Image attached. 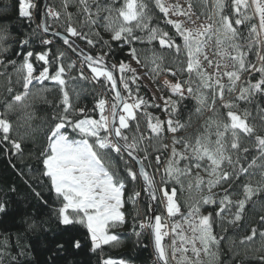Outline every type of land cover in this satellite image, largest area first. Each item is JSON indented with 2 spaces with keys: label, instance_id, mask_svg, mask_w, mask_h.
Returning <instances> with one entry per match:
<instances>
[{
  "label": "snow or ice",
  "instance_id": "snow-or-ice-1",
  "mask_svg": "<svg viewBox=\"0 0 264 264\" xmlns=\"http://www.w3.org/2000/svg\"><path fill=\"white\" fill-rule=\"evenodd\" d=\"M199 3L207 8L209 0ZM71 7L76 11H69ZM228 7L225 0H212L210 13L202 12L204 22L197 23L201 16L193 19L196 14L192 0L186 8L178 3L166 5L164 0H61V10L44 5L43 22L15 41V50L6 46L9 34L0 29V68L4 69L0 76H6L10 85L8 67L22 74L17 81L22 91L12 95L13 89L8 87L12 99L0 112V149L8 154L9 161L22 157L24 146L12 138L13 123L8 114L23 106L37 86L49 91L44 85L51 82L60 93L37 167L17 171L22 179L27 177L20 200L25 232L51 254L46 264H61L65 254L82 247L76 236L78 226L86 228L90 250L96 252L102 245L120 244L121 235L113 230L127 223L131 224L130 235L136 243L145 235L149 237L155 264H205L202 256L208 257L211 264L223 239L214 234L213 224L219 220L222 231H226L224 224L238 226L248 202L264 192V137L255 136L258 155L247 166L242 164V160L247 161L244 154L248 148H241V134L253 136L255 129L248 123L251 112L233 111L237 102L252 104L257 95L264 97V0H232L235 18L225 13ZM36 8L32 0H20L19 16L30 23ZM152 8L163 14L171 35L159 27V21L153 26ZM254 16H258V26L251 25L247 42L240 43L238 26ZM99 29L110 33V39H103ZM49 33L52 38H46ZM55 38L66 46L64 50L53 51ZM125 48L154 79L161 74L176 77L177 71L188 78L175 83L165 78L161 86L171 95L162 97L163 104L155 103L154 94L149 99L142 92L147 86L131 63L113 62L115 53ZM164 50L172 57L171 66L164 63ZM145 51L151 55H141ZM250 52H254L257 63L248 59ZM13 57L21 63L17 65ZM172 66L177 70L173 71ZM52 68L54 71H50ZM74 70L75 76L71 75ZM253 72L260 74L257 81L249 79L246 84H238L242 74L250 77ZM77 81L92 86L93 107L87 111L77 106L83 102L81 96L89 94L87 89L77 90ZM226 93L234 94L235 100L225 102ZM189 97L196 101L197 114L208 110L218 116V100L220 107L227 109L226 121H206L205 131L194 141L190 135L176 136L187 130L191 117L185 123L174 119L183 100ZM149 109L161 110L168 119L160 120ZM256 111L264 123V108L257 104ZM165 128L173 134V146L162 163L158 153L169 147L163 143ZM177 143L184 145V152L176 149ZM202 162L207 179L198 171L193 175ZM10 166L16 169V165ZM257 170L261 179L253 185L251 178ZM33 171L34 175L29 174ZM177 186L180 194L189 193L183 201L186 212H181ZM217 188L220 194L214 191ZM237 190L242 198L233 200ZM7 191L19 195L15 186ZM5 195L0 189V196ZM142 200L146 206L143 213L138 207ZM126 203L132 205L134 215L126 216ZM7 205L6 200H0V213L7 212ZM205 206L215 207L205 215L201 213ZM158 210L164 215L155 214ZM228 215L232 218L226 219ZM177 216L180 220L175 219ZM49 224H54L55 230ZM260 224L264 225V216ZM257 235L264 239V231L253 227L241 243L251 242ZM12 250L16 255L11 254ZM32 251V245L20 244V237H6L0 242V264H5L6 257L9 264H28ZM256 259L264 264V255ZM103 264L128 262L109 258Z\"/></svg>",
  "mask_w": 264,
  "mask_h": 264
},
{
  "label": "trees",
  "instance_id": "trees-1",
  "mask_svg": "<svg viewBox=\"0 0 264 264\" xmlns=\"http://www.w3.org/2000/svg\"><path fill=\"white\" fill-rule=\"evenodd\" d=\"M33 3L37 5L36 9H33V19L29 23L26 19L19 16V6L20 0H0V29H4L9 34V39L6 42V46L10 45L13 50L16 49L17 45L15 41L23 38L24 33H31L32 29L36 28L38 24L42 23L43 20V6L45 0H32ZM193 6L198 13H210L212 8V0H209L208 7L205 8L202 4L199 3V0H192ZM225 3L229 6L225 9V13L233 16L235 18L234 10H231L232 0H225ZM46 4H49L51 7L56 10H61V0H46ZM151 8V4L149 5ZM69 11L75 12V7L69 8ZM248 14L251 15V9H248ZM151 15L153 16L152 24L156 26L157 21H159V27L165 31H169V34H172V29L170 26H165L163 20V14L159 13L158 9L152 8ZM61 17V21L63 20ZM51 24L52 21L49 20ZM251 25H256L255 18L253 17L250 21L238 26V30L241 33L240 43H246L248 39V31ZM75 26V25H74ZM103 39H110V33L99 29ZM46 38H52L51 34H46ZM115 47V45H113ZM141 47V46H138ZM53 51L56 49L64 50L66 46L62 45V41L59 38L54 39V44L52 45ZM40 50V49H37ZM157 51H160L157 49ZM164 55L165 65H169V61L172 59L171 55L167 53V50H164L162 53ZM262 54H264V48H262ZM71 55V53H69ZM141 55H151V52H143ZM130 56L127 53V48L122 52L117 51L113 57V62H119L120 60L127 61ZM16 59L17 65L21 63L20 59ZM72 59H76L75 56ZM248 59L252 63H257L256 56L254 52H250ZM39 63V62H34ZM171 66V65H169ZM173 71L177 70V66H172ZM4 69L0 68V72ZM54 71V68L50 69ZM7 73L11 76V84L8 83V78L6 76H0V112L4 111L5 104L10 102L12 95L22 91L20 83H17L21 79L22 74L17 73L11 66L7 68ZM88 70L85 69V75H88ZM71 75H77V72L74 70ZM176 78L183 82L188 77L186 74H181L177 71ZM260 78L258 72H253L249 77L246 73L241 75V82L238 84H246L250 79L252 82L257 81ZM156 81L158 79H155ZM226 82V81H225ZM146 88H142V92L149 99L153 97V92L149 84L145 83ZM161 90L164 93H167V89L161 86ZM71 86V84H70ZM11 87L13 89L12 95L7 91V88ZM75 87L77 90L87 89L88 95H82V103H78V107H85L86 111L93 107V100L91 96L92 86L85 81L75 82ZM44 88L49 89V91H41L40 86L33 89L30 96L25 100L23 106H17L14 111L8 114V118L13 123V131L11 133L12 138L20 140L24 146V155L19 158H12L9 161L8 154L0 149V189H2L7 195L0 196V200H6L8 202L7 212L0 213V242H2L6 237H20V244H29L33 246V251L28 257V264H46L47 257L51 255L47 252L43 246L37 245L34 242L32 235L25 232L26 225L23 223V208L21 207L20 200L22 199L23 193L25 191L24 179H27L25 176L23 179L17 174L18 170H23L28 172L29 169H35L38 163L39 151L45 143V137L47 129L51 123V116L55 105L59 103V91L56 86L47 82L44 85ZM97 91H100L97 89ZM71 95V93H70ZM155 97V96H154ZM175 99V96H174ZM234 94L226 93L224 97L225 102L234 101ZM155 103L156 100H155ZM238 106L233 109L237 113L241 114L247 109L252 113L251 117L248 118V123L255 129L253 136H245L241 134V148H248V152L244 155L247 156V161L242 160L241 163L247 166V163L251 161L254 156L258 155V149L255 146V136L264 137V123L261 122L260 117L257 115L256 106L257 104L264 108V97L259 95L256 96L254 103L246 104L244 102H237ZM195 99L189 97L183 100L179 115L174 117L178 119L181 123L189 121L191 117L190 126L187 130H181L176 134L177 137L194 136L205 131L204 125L205 122L210 119H223L226 121V112L227 109L220 107V101H217V110L218 116H213V113L208 110H204L201 114L195 112L196 108ZM153 115L159 117L160 120L168 119L166 113L162 112L159 109H149ZM98 118V113L94 114ZM169 139H172V136L169 135L167 128L164 131L163 143L168 145ZM161 155L162 163L166 160L169 154V147L167 150L158 153ZM183 163V162H181ZM16 165V169H13L10 165ZM27 166V167H25ZM29 174L34 175L35 172H30ZM243 179V178H242ZM253 185L261 179L259 171L252 178ZM45 185H47V180H45ZM10 186H15L18 190L19 195L12 194L8 192ZM46 190V188H45ZM139 190V189H137ZM216 193L220 194L221 190L219 188L215 189ZM177 191L179 199L181 201V210L185 211L186 208L183 205V201L188 197L189 193L187 191L180 194L179 186H177ZM127 195V193H126ZM195 195V193H193ZM47 199V196L45 197ZM219 198V195L217 196ZM242 195L239 190L236 191V194L232 196L233 200L241 199ZM139 210L143 213L145 211V204L143 200L139 203ZM215 206H205L203 207L202 214H208L213 212ZM125 213L128 216L129 213L132 215L135 214L131 204L125 205ZM34 211V209H33ZM206 211V212H205ZM158 214L161 212L158 210ZM152 213L149 212L148 215ZM264 216V192L260 193L258 196L253 197L251 201L248 202L244 209V215L239 222L238 226H232L224 224L226 231L221 230V222L217 220L213 224V231L217 237H223L219 243V251L217 253V258L211 261V264H258L256 257L264 255V239L259 235L251 241L246 243H241V240L251 234V229L253 227L257 228L258 231H264V225L260 224V217ZM230 215L226 216V219H231ZM48 227L55 230L54 224H49ZM117 234L121 235V243L115 246L112 245H102L101 249H98L96 252H92L91 242L89 239V234L85 227L78 226V231L76 232L77 238L81 241L82 247L79 250H70L62 258L61 264H103V261L106 259H128L136 264H153V247L151 241L147 235L141 237V242L136 243V238L131 236V224L127 223L119 229L113 230ZM12 255H16V251H11ZM205 264H209L208 257H201ZM5 264H9V258H5Z\"/></svg>",
  "mask_w": 264,
  "mask_h": 264
},
{
  "label": "rangeland",
  "instance_id": "rangeland-1",
  "mask_svg": "<svg viewBox=\"0 0 264 264\" xmlns=\"http://www.w3.org/2000/svg\"><path fill=\"white\" fill-rule=\"evenodd\" d=\"M188 27H190V26H188ZM125 62H129V63H131L132 67L135 68V69L137 70L138 74L142 77V79L144 80V82L147 83V84H149V86H150L152 92L154 93V96H155V100H156V102H157L158 104H163V99H162V97H167V96L171 95V93L169 92V90H168L167 88H166V89H167V93H164V92L161 90V87H160V83L162 84V82L160 81V79H164V78H163V75H167V74H161L160 77L158 78V80L156 81V80L152 77L151 73L149 72V69H148L147 67H143V66H141V65H138L134 60H132L131 56H130V57L128 58V60L125 61ZM105 98H106V97H105ZM173 99H174V96H173ZM237 114H239V113H237ZM218 119H219V118H218ZM166 120H167V118H166ZM199 134H201V133H199ZM199 134L194 135V136H191V138L193 139V141H194L195 137L198 136ZM169 135L172 136L173 134H171V133L169 132ZM212 139H213V140L215 139V136H214V135L212 136ZM168 146H169V152H171V148H172V146H173V141H172V139H169ZM175 147H176V149H177L178 151H180V152H184V151H185V149H184V145L181 144V143H177V144L175 145ZM180 166L183 167V163H181ZM204 168H205V163L202 162V164H201V168H200L199 170H194L193 175H195V174H196V171H198V172H199V175H200L201 177H204L205 179H207V178H208V174H207V172L204 170ZM219 190H220V189H219ZM215 192H217V190H216ZM205 194H206V193H205ZM202 210H203V209H202ZM203 211H204V210H203ZM205 212H206V211H205ZM123 260L127 261L128 264H136L135 262H132V261H130V260H128V259H125V258H123Z\"/></svg>",
  "mask_w": 264,
  "mask_h": 264
},
{
  "label": "built area",
  "instance_id": "built-area-1",
  "mask_svg": "<svg viewBox=\"0 0 264 264\" xmlns=\"http://www.w3.org/2000/svg\"><path fill=\"white\" fill-rule=\"evenodd\" d=\"M164 2H165V4L166 5H174V4H179V5H181L182 7H184V8H186L187 7V4H188V0H164ZM249 2H251V0H249ZM193 11L195 12V16H193V19H195L196 18V16H201V14L200 13H198L197 12V10H195V8H194V6H193ZM173 19H179V20H185V17H182V16H180V17H175V16H173L172 17ZM200 22H204V16H201V19H200V21H198L197 23H200ZM255 23H257V26H258V23H259V21H258V16H255ZM185 26H190V27H195L196 25H192V24H186ZM214 51V50H213ZM209 58H212V54L210 53V57ZM170 77H171V74H167V75H163V78L165 79H169L170 80ZM164 79H161V81L163 82V80ZM183 211V210H182ZM183 212H186V210L185 211H183ZM176 220H179V219H176ZM165 243L167 244V243H169V241L167 240V238H166V240H165ZM154 257V256H153ZM155 260H156V257H154L153 258V264H155Z\"/></svg>",
  "mask_w": 264,
  "mask_h": 264
},
{
  "label": "bare ground",
  "instance_id": "bare-ground-1",
  "mask_svg": "<svg viewBox=\"0 0 264 264\" xmlns=\"http://www.w3.org/2000/svg\"><path fill=\"white\" fill-rule=\"evenodd\" d=\"M168 81H170L171 83H175V82H177V81H179L176 77H173L172 75H171V77H170V80L169 79H167ZM160 81H161V79H160ZM162 82V81H161ZM181 82V81H180ZM186 87V86H185ZM106 99H107V97H106ZM169 154H170V152H169ZM157 179H159V176L157 175V177H156ZM181 212H183L182 210H181ZM157 213V212H156ZM201 213H202V211H201ZM158 214V213H157ZM160 215H164V213H162L161 212V214ZM175 219H179L180 220V217L179 216H177ZM151 245H152V243H151ZM154 257H155V255H153ZM153 257V258H154ZM152 262H154V261H152Z\"/></svg>",
  "mask_w": 264,
  "mask_h": 264
},
{
  "label": "water",
  "instance_id": "water-1",
  "mask_svg": "<svg viewBox=\"0 0 264 264\" xmlns=\"http://www.w3.org/2000/svg\"><path fill=\"white\" fill-rule=\"evenodd\" d=\"M46 4V0H45V2H44V5ZM43 11H44V6H43ZM43 20H44V17H43ZM43 20H42V22H43ZM153 214V213H152ZM151 214V215H152ZM155 214H157V213H155Z\"/></svg>",
  "mask_w": 264,
  "mask_h": 264
}]
</instances>
